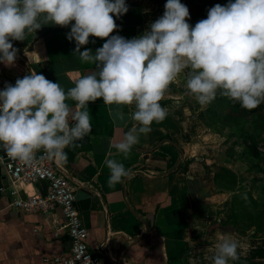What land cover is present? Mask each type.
Here are the masks:
<instances>
[{
    "label": "crops",
    "instance_id": "0c3cea01",
    "mask_svg": "<svg viewBox=\"0 0 264 264\" xmlns=\"http://www.w3.org/2000/svg\"><path fill=\"white\" fill-rule=\"evenodd\" d=\"M126 3L128 12L114 16L118 28L112 35L131 39L157 19L151 13L156 4ZM70 31L71 25H45L24 41L13 40L17 59L12 66L0 63V79L14 85L17 78L37 71L65 90L73 87L95 66L73 54L76 42L67 38ZM106 39L91 36L81 50L94 52ZM175 82L160 101L168 109L166 118L140 136L127 159L110 142L122 139L128 128L117 126L113 116L118 106L104 104L102 98L89 102L92 131L80 147L66 148L65 161L53 159L75 189L76 207L89 230V249L102 256L103 264H213L216 244L230 238L240 245L239 259L230 264H264V235L238 222L236 192L225 189L215 172L193 160L187 140L191 126L185 118L192 113L180 105L186 94ZM132 110L123 107L126 117ZM3 152L0 148V264H45L47 257L68 256L72 244L61 209L42 213L10 207L24 191L45 195L48 183L12 182ZM107 159L122 160L132 175L110 187Z\"/></svg>",
    "mask_w": 264,
    "mask_h": 264
},
{
    "label": "clouds",
    "instance_id": "9594fccd",
    "mask_svg": "<svg viewBox=\"0 0 264 264\" xmlns=\"http://www.w3.org/2000/svg\"><path fill=\"white\" fill-rule=\"evenodd\" d=\"M128 10L126 0H0V63L15 64L19 49L13 40L24 41L45 25H71L67 38L76 42L73 54L95 66L67 90L37 71L0 90V148L9 158L30 163L43 150L47 158L65 161V149L80 147L92 131L89 102L102 98L118 106L117 126L128 128L122 139L110 142L127 159L140 136L166 118L168 109L160 101L182 73L200 105L217 95L248 110L264 102V0L215 4L194 26L181 0H166L163 15L143 34L112 35L118 28L114 16ZM91 36L107 39L94 52L82 51ZM124 106L133 109L127 117ZM105 163L110 187L132 175L122 160ZM239 247L235 239H222L213 264L238 260ZM83 264L92 261L85 257Z\"/></svg>",
    "mask_w": 264,
    "mask_h": 264
},
{
    "label": "rangeland",
    "instance_id": "374dc122",
    "mask_svg": "<svg viewBox=\"0 0 264 264\" xmlns=\"http://www.w3.org/2000/svg\"><path fill=\"white\" fill-rule=\"evenodd\" d=\"M146 1L150 7L152 3L156 4L151 13L157 19L163 15L166 0ZM227 2L181 0L189 8L188 22L193 26L206 18L210 7L215 4L225 5ZM175 81L177 90H185L186 94L179 99L180 105L186 106L192 113L187 117L185 115V118L191 126L187 140L195 157L193 160H199L208 170L220 174L224 179L229 178L228 171L234 173L237 179L235 196L238 197L239 207L246 204L249 211H255L257 217L256 211L262 209L261 205L251 203L248 196L250 193L253 199L264 202L261 187L264 185V102L248 110L236 100L217 95L212 102L200 105L186 89L183 73ZM180 110L185 113L183 108ZM249 223L250 220H247L243 224L248 226ZM254 231L255 235H264V232L258 233L257 229Z\"/></svg>",
    "mask_w": 264,
    "mask_h": 264
},
{
    "label": "built area",
    "instance_id": "2783aa9c",
    "mask_svg": "<svg viewBox=\"0 0 264 264\" xmlns=\"http://www.w3.org/2000/svg\"><path fill=\"white\" fill-rule=\"evenodd\" d=\"M4 87L5 83L0 79V90ZM2 161L6 174L12 182L24 181L34 184L38 180H44L48 183L45 195L38 191L34 193L24 191L23 197L12 200L10 203L12 209L42 213L57 208L62 210L64 227L71 238V251L68 256L47 257L45 264H83L85 257L90 258L92 264H103L102 256L92 253L89 249L87 243L89 230L76 207L75 189L71 181L55 166L53 159L47 158L42 153L41 156L36 154L32 162L26 163L11 159L3 152Z\"/></svg>",
    "mask_w": 264,
    "mask_h": 264
},
{
    "label": "trees",
    "instance_id": "16d2710c",
    "mask_svg": "<svg viewBox=\"0 0 264 264\" xmlns=\"http://www.w3.org/2000/svg\"><path fill=\"white\" fill-rule=\"evenodd\" d=\"M228 175H229V178L224 179L222 176H220V174H217V180L223 185V187L225 189L235 191L236 184H237L236 176L234 173H232L230 171H228ZM261 187H262V192H264V185H262ZM248 198L251 201V203H253L254 205L255 204L261 205L260 207L262 209L259 211H256L257 212V217H256V215L254 214L255 211L254 212L249 211L246 204H243L241 207H239L238 197H235V209L238 211V222L244 223L245 221L250 220V223L248 226H245L244 224H243V226L249 227V228H255L258 230V232H264V222H263L264 221V202L261 203L255 199H253L254 197L250 193H249ZM252 220H254L253 223H252ZM241 226H242V224H241Z\"/></svg>",
    "mask_w": 264,
    "mask_h": 264
}]
</instances>
